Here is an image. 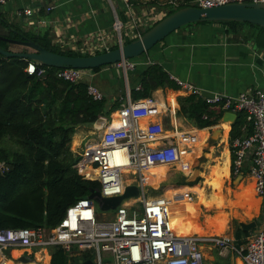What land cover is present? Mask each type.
Instances as JSON below:
<instances>
[{"label":"built area","instance_id":"built-area-1","mask_svg":"<svg viewBox=\"0 0 264 264\" xmlns=\"http://www.w3.org/2000/svg\"><path fill=\"white\" fill-rule=\"evenodd\" d=\"M10 0H0L6 4ZM129 0H126L128 2ZM177 5V1H171ZM263 3L264 0H193L192 6L217 7L229 3ZM50 10V9H49ZM18 16L32 17L34 10L25 7ZM131 30L134 34L138 22L130 16ZM120 44L123 37V23L115 24ZM141 36V35H140ZM124 41V40H123ZM125 42V41H124ZM101 42L100 49H109ZM102 49V50H103ZM29 60L26 71L42 77L48 68ZM137 62L126 60L114 64L123 67L128 76L129 70H135ZM43 65V64H42ZM49 67V66H48ZM99 71L92 68H59V78L72 83L87 81L88 92L96 100H102L104 94L94 83ZM186 91L202 94L201 89L172 77ZM141 90L142 86L136 87ZM208 104L223 102V109L239 115L246 113L248 128L252 132L236 137L231 143L234 160L231 173L234 176L250 174L255 179L258 195H264V89L253 88L238 95L215 94L204 97ZM123 103L113 119L106 116V122L95 127L94 139L82 146L80 158L75 165L85 178L100 182L103 196H117L124 193L127 185H138L141 192L134 201L125 200L115 209L110 219L99 220L96 201L85 197L68 208L61 223L53 229L19 228L0 231V251L12 247H21L34 255L36 251L47 250L59 245L67 252H89L95 264H212L205 255L203 243L214 244L227 255L236 254L242 264H264V215L258 230L250 231L246 242L237 246L233 237L213 234L201 235L178 233L171 217V204L165 196L150 197L145 188L143 175L155 167H170L182 163L180 138L186 133L179 128L178 109L170 107L168 112L171 125L153 120L157 111L153 96L133 99L128 89ZM204 115V118H207ZM133 174L135 178H128ZM136 179L137 183L126 182ZM31 257V256H29ZM0 264H12L7 258Z\"/></svg>","mask_w":264,"mask_h":264},{"label":"trees","instance_id":"trees-1","mask_svg":"<svg viewBox=\"0 0 264 264\" xmlns=\"http://www.w3.org/2000/svg\"><path fill=\"white\" fill-rule=\"evenodd\" d=\"M176 1L177 5L169 3V11L164 17L193 5V0ZM200 23L222 24L235 38L252 42L256 45L254 48L264 54V27L261 25L237 21H206L190 23L182 28ZM0 26L6 30L0 31V34L6 37L31 38L45 48L61 54L88 55L63 49L60 45L53 44L46 35L25 31L19 23H10L2 13ZM0 44L9 49L6 41L0 39ZM117 47L118 44L111 49ZM28 64L27 59L0 54V231L56 228L69 207L100 189V182L85 178L75 167L80 156L71 149L73 134L79 127H90L100 116L110 115L123 103L119 98L109 107L107 95L102 100L94 99L88 92L87 81H65L58 77L59 68L56 67L39 63V66L48 68L47 74L42 77L31 75L26 71ZM101 68L95 70L99 71ZM137 75L142 89L130 88L133 99L152 96L161 87L175 90L180 87L159 63L138 70ZM178 101L179 114L192 120L199 128L217 124L225 113L223 102L208 104L202 94L181 95ZM204 115L208 117L204 118ZM246 124V113L240 112L237 120L232 123L231 143L236 137L252 132L251 128L243 131ZM6 142L15 144L16 149L8 148ZM128 182L137 183L135 180ZM161 182L166 181H158L154 186ZM166 193L157 195L164 196ZM249 233L243 231L245 236ZM49 250L51 264H80L81 259L94 258L89 252H78L75 249L70 253L59 245L50 246ZM46 259L50 261L48 254Z\"/></svg>","mask_w":264,"mask_h":264},{"label":"crops","instance_id":"crops-1","mask_svg":"<svg viewBox=\"0 0 264 264\" xmlns=\"http://www.w3.org/2000/svg\"><path fill=\"white\" fill-rule=\"evenodd\" d=\"M171 1L174 0H129L128 2L126 0H10L6 4H0V13L10 23H19L25 31L48 36L53 44L74 51L93 54L94 51H101L105 48L100 49L102 41L104 42L103 45L107 44L106 47L117 45L119 34L115 28L116 23H123V29L126 28V31L129 32L131 30L130 16L133 15L137 22L142 21V27L149 26L163 19L169 11ZM25 7H31L34 10L32 17L18 16V11ZM254 47L256 45L252 42L235 38L234 34L228 32L227 27L222 24L200 23L175 31L151 51L135 58L134 61L138 64L135 70L128 71L127 77L122 66L116 67L114 65L102 67L98 75H103V80L110 79L113 76L121 79L122 85L118 83L116 93L119 92L118 94L122 98L127 93L128 85L129 88L141 85L140 78L137 75L138 70L159 63L171 77H178L182 81L201 89V91L222 95H238L253 88L264 89V54ZM124 75L125 81L123 79ZM103 91L104 96L107 95L112 99L109 104V107H111L117 98V94L105 89ZM191 93V91H186L181 87L177 90L168 87L156 89L152 94L157 101V111L153 115V120L162 121L170 127L171 118L168 109L174 106L176 110L178 109L179 128L187 135L180 138L183 161L186 154L193 147V155L197 156L201 153V148L205 142L199 132L205 131L212 135L216 133L219 135L209 147L208 153L211 159L219 157V160L214 165H210L209 172L204 173V175L206 180L209 181H206V183L212 185L215 191L219 190L220 192L223 190L225 180L229 176V166L231 170L232 165L230 140L232 124L223 122L221 119L217 124L208 127L199 128L193 123L191 128L184 129L181 123L182 116L179 114L178 97ZM117 110L115 109L106 117L109 119L115 118ZM92 129L94 130V127ZM219 129H222V131L218 132ZM183 150L185 156L182 153ZM243 178L245 179L240 183L241 191L237 195V200L225 202V199L222 198L224 201L223 208L226 206L234 209L240 207L247 216L259 212L258 216L262 219L264 215V195H258L255 192L256 189L254 191L255 179L252 175L247 174ZM221 181L222 185L220 186L219 182ZM173 189L175 188L172 187L166 190V192L173 193L172 196H165L170 201L171 206L173 204H176L175 206L177 204L178 206L187 204L188 200L194 197V195L190 197L194 190V194L200 191L203 192V198L205 196L204 200L206 199L205 201L208 203L212 201L207 199L201 186L184 187L177 190L178 192L173 191ZM194 206L197 207V205ZM206 206L211 207L212 205ZM223 208L219 207L217 209L222 210ZM190 212L192 213V210ZM225 214L222 211L221 214L207 224V227L201 226L206 229L203 235L217 234L215 231L222 234L225 229L224 222H227V215ZM172 220L177 232L181 234H187V231L191 230L190 220L196 221L193 214H181L179 211L172 215ZM184 228L186 231H184ZM189 234L191 233L187 235ZM10 249L9 256L6 250L0 251V263L2 259L7 258L12 264H28L35 261V255L41 254L44 257L47 253L50 256L49 264H51L49 248L36 251L34 255L29 254V250L26 248L12 247ZM23 257H27L29 261H24Z\"/></svg>","mask_w":264,"mask_h":264},{"label":"rangeland","instance_id":"rangeland-1","mask_svg":"<svg viewBox=\"0 0 264 264\" xmlns=\"http://www.w3.org/2000/svg\"><path fill=\"white\" fill-rule=\"evenodd\" d=\"M176 5V4H175ZM158 22V21H157ZM155 24L152 23L149 26L147 25L146 27H142V21L139 20L138 22V27L134 28V34H128L126 31V28L123 29V37L122 39L127 42L131 41L133 39L138 38L140 35H142L144 32H146L149 28H151ZM0 31L6 32L4 28L0 26ZM119 39V37H118ZM120 41V39H119ZM9 49L13 51H24V50H30L28 47H25L23 45L19 44H13L11 42H7ZM4 44H0L2 47ZM5 48V47H4ZM63 49H66L67 47H62ZM111 49V47H109ZM109 49H103V50H109ZM102 51V50H101ZM101 51H94V53L101 52ZM85 53V52H83ZM93 53V54H94ZM86 54H89L87 52ZM118 67V66H116ZM115 67V68H116ZM123 69V68H122ZM121 70V69H120ZM101 74V73H100ZM124 81H125V75L123 76ZM114 78V79H113ZM95 84L101 89V91L104 93L103 89L111 91L113 93H116L118 90V83L122 85V80L119 78H115L114 76L110 79L103 80V75H97L95 80ZM131 88V87H130ZM129 88V89H130ZM119 93V92H118ZM117 94V98L119 99L121 95ZM172 96V95H171ZM175 97V96H174ZM121 99V98H120ZM171 100V98H170ZM112 101L111 98H109V104ZM182 125L184 129L191 128L193 125L192 120L188 119L185 116H182ZM92 126V125H91ZM87 126H82L79 127V129L73 134V139L71 142V149L75 154H78V156L81 155L82 148H79L80 146H84L88 141L91 139H94L95 136L97 135L95 131L92 129V127ZM202 136V140L205 142L201 148V153L197 156L193 155V149H191L185 156V151H183V155L185 156V160L182 161V163H179L174 166L170 167H164L167 171L164 173V176H158L156 178H151L148 176L146 179L147 175H149L150 172L145 173L143 175V179L145 184V188L147 190V194L151 197L160 193H165L167 189H171L172 187L175 188L173 191L180 190L181 188L184 187H189V188H194L196 186H201L206 194L207 199L212 200V198L217 194H219V197L225 199L226 201H236L237 200V195L239 191H241L240 188V183L242 182L243 179H241L239 182L237 181V176H234L231 174L230 166H229V176L225 180L223 190L219 192V190L215 191V189L212 187V185L206 183V178L204 173L209 172L210 165H214L218 160L219 157H214L211 159L209 153V147L211 144L219 137L218 134L212 135L211 133H206L205 131L199 132ZM198 134V133H197ZM5 145L8 148L11 149H16V145L11 143V142H6ZM185 148V147H184ZM183 148V149H184ZM188 165V167H186ZM184 167H186L184 169ZM184 169V170H183ZM183 171V172H182ZM181 172V173H180ZM133 174L128 176V178H135ZM161 177V178H160ZM146 179V180H145ZM133 181L136 179H132ZM131 180V181H132ZM166 181V182H161L158 186H154V184L158 181ZM128 181V180H126ZM130 181V180H129ZM247 183V181H245ZM178 192V191H177ZM195 190L194 192L190 195V197H193L192 195L195 196ZM173 193L167 192L164 196H172ZM197 197V196H196ZM195 197V200L197 201V198ZM172 200V198H171ZM174 201V200H173ZM192 201V198L188 200L187 204H183L181 206H175L176 204H173L171 206V217L173 214L176 212H180L181 214L187 213L188 215H192L195 218V220L203 227H207V224L214 220V218L221 214L222 211L225 212L227 215V222H224L225 229L222 231V235H227L230 237L235 238V244L237 246L243 245L246 240V236L243 234V230L240 226V222H250L256 220L258 222V227L254 229V231L258 230V228L261 225L262 219L258 216L259 212H255L252 216H247L244 213V210L242 208H229L225 207L222 210H219L215 208L214 206H206V205H199L198 210L197 207L194 206V202ZM126 203H129V200L126 201ZM174 203V202H173ZM176 203V202H175ZM96 207L98 210V215H99V220L103 219H110L115 215V210H102L100 205L96 202ZM196 209V210H195ZM192 210V213L190 212ZM218 222V221H217ZM220 223V222H219ZM205 245V255L208 259L209 262L212 264H242L241 261H239L238 257L234 253L230 254H223L221 249L215 246L214 244H209V243H203ZM11 249H6V253L9 256V252ZM50 252V251H49ZM47 254V253H46ZM17 255V253H16ZM41 256L40 254L35 255V261L38 264H43L41 260H39V257ZM43 260H47L46 256L42 258ZM41 262V263H40Z\"/></svg>","mask_w":264,"mask_h":264},{"label":"water","instance_id":"water-1","mask_svg":"<svg viewBox=\"0 0 264 264\" xmlns=\"http://www.w3.org/2000/svg\"><path fill=\"white\" fill-rule=\"evenodd\" d=\"M206 21H237L258 24L264 27L263 3H229L217 7L187 6L164 17L149 28L141 36L129 42L121 40L117 48L101 51L88 55H66L51 51L31 38L16 39L0 34L2 41L28 47L30 51H13L0 46V54L5 57L32 60L37 63L56 68H99L114 65L126 60L138 58L151 51L169 35L190 23ZM129 89V85H128ZM204 97H214L215 93L203 91ZM238 118L236 113L226 111L222 117L223 122L234 123ZM106 122L104 117H99L94 126L100 127ZM219 129L218 132H221ZM217 134V133H216ZM215 135V134H214ZM243 174L237 176L239 182ZM141 192L138 185H127L124 193L117 196H103L100 189L94 190L90 198L94 199L102 210H115L123 201L137 197ZM243 231H252L257 228L256 220L240 222ZM29 261L27 257L22 258ZM80 264H95L93 259H81Z\"/></svg>","mask_w":264,"mask_h":264},{"label":"bare ground","instance_id":"bare-ground-1","mask_svg":"<svg viewBox=\"0 0 264 264\" xmlns=\"http://www.w3.org/2000/svg\"><path fill=\"white\" fill-rule=\"evenodd\" d=\"M226 123H229V122H226ZM184 151V150H183ZM183 151H182V153H183ZM182 157V156H181ZM157 168H159V169H157ZM155 169H157V170H155ZM167 169V168H166ZM164 167H155L154 169H152L151 171L153 172V174H152V172L150 171V173H149V175H147V177H146V179L148 178V176H150V179L152 178H156V177H158L159 175H162V174H164V173H166V170ZM153 170H155V171H153ZM215 173V172H214ZM145 179V180H146ZM129 181V180H128ZM128 181H126V182H128ZM131 181V180H130ZM137 181V180H136ZM207 182H209L208 180H207ZM219 184H220V186L222 185V181L221 182H219ZM254 191H255V186H254ZM256 192V191H255ZM155 196H162V195H154V196H152V197H155ZM197 196V197H196ZM219 196V194L218 195H215L213 198H212V201L211 202H207V201H205L204 200V198H205V196H204V198H203V192H198V193H196L195 194V196L192 198V201H196L195 200V197L197 198V201L196 202H194V205H197V210H198V205H200V204H206V205H212V206H216L217 208H223V206H224V201L222 200V198L221 197H218ZM129 200V203H131V202H133L134 200L133 199H128ZM127 200V201H128ZM170 202V201H169ZM196 207V206H195ZM174 220V219H173ZM177 223V222H176ZM179 224V223H178ZM183 226H184V224H183ZM190 226H191V230H188L187 231V234L188 233H199V234H201V235H203L205 232H206V229L205 228H202L201 227V225L197 222V221H191L190 220ZM185 229V228H184ZM184 231H186V229L184 230ZM210 233H213V232H211V231H209ZM217 234L218 233H220L219 231H215ZM185 233V232H184ZM41 255V254H40ZM38 257H39V255H38ZM43 257L42 256H40L39 257V260H41V262L43 263V264H49V262L47 261V260H43L42 259ZM40 262V263H41ZM28 264H38L36 261H33V262H29Z\"/></svg>","mask_w":264,"mask_h":264}]
</instances>
